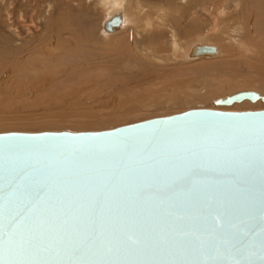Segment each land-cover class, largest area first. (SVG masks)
Masks as SVG:
<instances>
[{"label":"water","instance_id":"1","mask_svg":"<svg viewBox=\"0 0 264 264\" xmlns=\"http://www.w3.org/2000/svg\"><path fill=\"white\" fill-rule=\"evenodd\" d=\"M264 102L256 91L215 100ZM264 110L0 134V258L264 264Z\"/></svg>","mask_w":264,"mask_h":264},{"label":"rangeland","instance_id":"2","mask_svg":"<svg viewBox=\"0 0 264 264\" xmlns=\"http://www.w3.org/2000/svg\"><path fill=\"white\" fill-rule=\"evenodd\" d=\"M5 1L0 0V14L9 5ZM181 1L142 0L145 10L164 6L169 11L167 20L183 48L200 36L224 45L230 38L238 41L233 31L223 35L224 29L232 26L229 19L222 24L220 18L219 30L215 31L213 19L204 13L192 22L189 8ZM236 1L243 8L247 2L228 0L229 18ZM13 3L19 10L22 0ZM35 4L30 1V10L23 11L25 18L14 13L8 24L0 19V134L104 131L194 109L264 110L261 100L231 106L215 104L217 99L242 91L264 96V54L244 57L235 53L214 61L181 62L173 57L171 35L165 28L161 37L155 30H140L105 39L100 31L105 11L98 0H45ZM50 23L56 40L60 39L57 49L53 47L57 42L52 37L55 44L51 43L47 31ZM45 35L50 45L41 42ZM152 38H159L164 52L149 60L146 45ZM129 46L136 47V57L124 54Z\"/></svg>","mask_w":264,"mask_h":264},{"label":"bare ground","instance_id":"3","mask_svg":"<svg viewBox=\"0 0 264 264\" xmlns=\"http://www.w3.org/2000/svg\"><path fill=\"white\" fill-rule=\"evenodd\" d=\"M30 1L22 0V5L19 8V10H17L16 7H13L14 0L13 2L9 1L10 3L5 1L7 2L5 4H9L11 6V10H9L10 6L6 5L7 7L5 6L6 8L5 11H2V13L0 14V19H4L5 20L4 22H7L9 21L12 14L14 13H18V15H20V18H25L26 16L23 11H26L27 8L29 9ZM33 1L36 4L45 2V0H33ZM182 1L181 3L185 4V7H187V10L189 8L188 12L189 11L190 12H189L188 18L192 22H194L195 20H198L199 19L198 15H200L201 13H204L208 15L211 19H213L212 26H213V30L215 31L219 30L218 20L220 18L223 20L222 24L224 23V20H226L227 22L229 19V21L232 23V26L224 29L225 31H223V35L227 34L226 31H233L234 33H236L238 37V41L234 38H230L228 43L224 45V44L213 42L212 40L207 39L208 37L206 38V37L200 36L196 40L188 44L187 48H183L179 43V39L177 37L176 31L170 26V23L167 20V18L169 17L168 16L169 11L167 13L164 9V6L162 8H160L161 6L160 7L158 6L159 8L157 7H155L154 9L152 8L153 11L151 9L149 11L145 10V6L142 0H136V1H133V0H98V3L103 6L102 8L105 11V15L103 16L104 18L101 22L100 31L103 34V37L105 39H114L115 37L123 33L127 35H131L132 33L133 35V33L139 32L140 30H143V32L144 31L151 32L155 30L156 32L155 35L158 37H161V35L163 34V31H162L163 28L168 29L167 33L171 35L170 46H171V50L173 51V55H174L173 57H175L177 60L181 62H193V61H198V60L214 61L215 59L221 58L223 56L231 57L235 53L240 54L241 56H244V57L247 55H257V56L261 55L262 56L264 54V0H247L244 8L242 7V3L236 1L235 8H234V14L231 16L232 18H229V14L227 13V10L229 9L228 7H227L228 9L226 8L228 0H182ZM151 11L153 15L151 14ZM257 12H260V13L258 14ZM184 14H187V12H185ZM9 22H7V24ZM30 22H32V20ZM199 22L202 23L201 21ZM31 24H34V23L32 22ZM54 27H56V23ZM53 29L55 28H53V25L50 23L48 25L47 31L49 32L51 38L53 37L55 39V43L57 42L55 46L53 38L52 39L50 38L51 43L52 42L54 43L52 44V46L54 45L53 47H56L57 49L58 48L57 44H59L60 39L56 40V38L58 39V37L56 36L57 34L55 35L56 33L55 30L53 33ZM44 34H45V31H44ZM74 35L75 33L72 34V36ZM42 37L43 38L41 42L42 43L46 42V43H49L50 45L49 37L47 35L42 36ZM87 37L89 39L90 34H88ZM80 39H84V38H80ZM157 40H159V38H156V39L152 38L146 45V49L150 51V55L148 56L146 55L145 57H147L149 60L152 59L151 58L152 55H159L164 52V47L161 44H159ZM84 41L82 40V42ZM62 42H61L62 45L67 44L65 42H63L64 43L63 44ZM123 52L124 54L129 53L130 55H133L136 52V47L129 46L126 49H124ZM41 54H44V53H41ZM147 58H144V59L147 60ZM37 69L38 67L35 70L37 71Z\"/></svg>","mask_w":264,"mask_h":264},{"label":"snow or ice","instance_id":"4","mask_svg":"<svg viewBox=\"0 0 264 264\" xmlns=\"http://www.w3.org/2000/svg\"><path fill=\"white\" fill-rule=\"evenodd\" d=\"M261 119L264 120V118ZM262 136H264V129H262ZM0 264H25V262L14 260L5 261L4 259L0 258Z\"/></svg>","mask_w":264,"mask_h":264}]
</instances>
